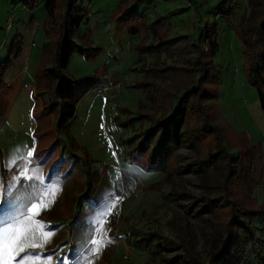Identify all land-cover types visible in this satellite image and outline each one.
<instances>
[{"label":"rangeland","instance_id":"obj_1","mask_svg":"<svg viewBox=\"0 0 264 264\" xmlns=\"http://www.w3.org/2000/svg\"><path fill=\"white\" fill-rule=\"evenodd\" d=\"M221 1L156 0L134 7L137 12L145 8L150 20L161 16L169 38L191 41L194 51L188 59L198 61L201 53L207 64L200 72L201 80L194 82L200 86V105L209 126L201 132V119L185 113L173 153L155 169L144 156L132 159L131 148L136 145L132 140L147 125L142 115L157 118L166 113L164 98L173 84L180 86L184 81H177L178 72L170 86L160 73H152L153 58L139 53L148 40L130 33L132 24L118 21L119 0L77 1L88 12L73 35L82 51L73 52L60 76L77 80L96 75L121 80L122 87L112 100L104 99L95 88L88 90L59 130L56 81L45 72L54 66L60 9H55L51 21L44 14L45 0H28V4L0 0V202L9 186V195L18 197L4 203V216L23 210L28 199L38 197L45 186L56 183L60 188L50 207L33 217L34 223L48 226L54 234L42 248L22 255L50 256L52 264H60L62 258L68 264H88L89 258L91 264H206L225 237L229 202L218 197L222 190L227 189L226 195L244 207L263 209L264 113L249 81L242 47L243 34L252 28L262 6L260 0L250 4L224 0L222 9L228 11L222 13L215 9ZM147 69L151 73L144 78L151 85L145 89L140 80ZM171 100L172 105L175 97ZM32 148L30 163L18 159L20 152ZM221 148L233 157L236 176L220 165L226 160ZM215 150L217 160L210 169L205 160ZM199 161L208 163L207 169ZM22 167L33 179L23 178ZM255 167L259 170L254 171ZM117 197L98 232L99 210ZM205 202L211 211L203 207ZM256 227L255 233L264 240V226L256 223ZM153 230L159 239L148 251L132 245L133 238ZM91 239L112 242L91 255ZM123 244L133 250L128 260L120 257ZM258 251L264 262V241ZM251 259L236 264H257Z\"/></svg>","mask_w":264,"mask_h":264},{"label":"trees","instance_id":"obj_2","mask_svg":"<svg viewBox=\"0 0 264 264\" xmlns=\"http://www.w3.org/2000/svg\"><path fill=\"white\" fill-rule=\"evenodd\" d=\"M77 1L78 0H45L43 7L45 16L51 21L55 18V9H60L61 25L53 55L54 66L45 72L48 78L56 81L54 96L61 102L56 120V127L58 130L73 117L77 101L88 90L96 88L102 82L109 81L99 78L96 75L84 76L77 80H67L60 76L61 70L66 67L73 52L82 51L80 47L75 45L73 35L78 29L82 16L88 15V12L84 8L79 7ZM155 1L156 0H119L120 7L117 17L118 21L121 23L133 25V27L130 28V33L140 34V36H143L144 41L148 40V45L140 46L139 53L147 52L148 55L153 58L152 73L155 71L160 73L164 80L170 81V83L167 82L170 86H172V78H175V81L177 80L176 76H178V72L180 77L177 81H184L180 86L179 84H173L172 90L169 92L170 94L167 98H164L167 103V109L164 110L166 113L159 114L157 118L147 113L142 115L149 120L146 119V127L143 128L142 131L134 134L135 138L132 140V142L136 144L131 148L132 159H138V157L144 156L146 157L147 164L150 165L151 168L157 169L160 165L165 163L167 158L173 153L175 149L174 146L178 141L177 128L185 113L193 117L196 115V118L201 119V132L205 131V128L209 125L206 124V113L204 111L202 112L203 104L200 105L202 95L200 86L198 82H194L195 79L197 81L201 80L202 76H200V72L207 65L202 61V54L200 53L198 55V61L196 60L193 62L189 60L188 55L194 51L189 39L186 40L183 37L169 38L168 26L164 22H160L161 16H158V18L154 20H150L151 16L146 13L145 8L141 9L140 12L134 10V7L138 4L143 2L151 4ZM223 1L224 0L215 8L222 13L228 11L222 9ZM253 1L254 0H248V4ZM22 3L28 4V0H22ZM32 3L30 2V5H32ZM260 4L262 6L261 14L253 22L252 28L243 34L245 37L242 38V47L248 64L249 81L256 89L259 106L262 113H264V80L262 79L264 75V0H260ZM135 25H140L142 31H139ZM7 61L8 60L4 62L1 69L5 67ZM195 64L198 65L197 68H194ZM146 73L150 74L151 72L148 69L144 71L143 78L140 80L143 81L140 86L145 89L150 88L151 85L150 80H145L144 78ZM183 73H185L186 79L183 78L185 76ZM147 97L152 101L153 98L151 96L147 95ZM173 97H175V102L171 105V99ZM197 108H199L200 111H197ZM193 130L197 131L196 134L201 133L200 131L198 132V129ZM138 137L139 140L135 142V139ZM197 142L198 135L194 138L193 145ZM221 151H223L226 160L220 162V165L225 164L224 167L226 170L231 172L230 174L232 176L235 175L237 172L235 171L236 166L231 164L233 157L226 153L224 148H221ZM216 153L217 150L209 153L206 157L207 160L205 161L210 162V169L215 165L214 163L217 160ZM198 164L200 167L203 166L206 168L205 164L208 163L199 161ZM256 170H259V167H255L254 171ZM226 191L227 189L222 190L221 194L218 196H221L225 202H229L226 206L229 216L225 223V237L221 240L217 250L207 258L206 264H227L230 262L236 264L237 261L241 263L246 257L252 258L251 261L255 260L257 264H262L263 261L260 258L258 248L264 240H262L254 230H257L256 223L264 226L262 224L264 219V214L262 215L264 207L261 211L251 210L226 195ZM203 207L211 211L207 202H205ZM158 239L159 234L157 230L143 231L140 238L132 239V245L139 246L140 249L148 251L152 243H156Z\"/></svg>","mask_w":264,"mask_h":264},{"label":"snow or ice","instance_id":"obj_3","mask_svg":"<svg viewBox=\"0 0 264 264\" xmlns=\"http://www.w3.org/2000/svg\"><path fill=\"white\" fill-rule=\"evenodd\" d=\"M34 152V148L20 152L18 159L24 163H30ZM15 159L17 158L14 157V160ZM20 170L24 173L23 178L33 179V177L29 176L25 168L22 167ZM10 189L11 186H9V189L5 190L4 200L0 202V264H28L29 260L31 264H38L41 259L46 260V264H52L50 256L46 258L29 256L26 258V256L22 254L28 253L29 249L37 247L42 248L54 234V231L48 226L42 223H34L33 217L50 207L51 203L54 202L55 196L60 191L59 185L53 183L51 186H45L44 192L38 197L35 199H28L23 210L10 213L5 217L3 213L4 203H9L10 200L15 201L18 199L15 195H9ZM118 201L119 197L111 204H107L104 208L99 210L96 217V229L98 232L102 231L99 225L104 223L103 217L110 214ZM5 224L9 226L5 228ZM111 242V240L91 239L89 242L91 247L88 251L91 255H95L99 252L100 246ZM60 264H68L67 258H62ZM88 264H91L90 258Z\"/></svg>","mask_w":264,"mask_h":264},{"label":"built area","instance_id":"obj_4","mask_svg":"<svg viewBox=\"0 0 264 264\" xmlns=\"http://www.w3.org/2000/svg\"><path fill=\"white\" fill-rule=\"evenodd\" d=\"M8 24L9 22L7 21L6 27L8 26ZM121 87H122L121 80H115V81L109 80V81L100 83L95 88V92L107 100H112L118 95ZM132 254H133L132 248L128 247L126 244H123L121 256H120L121 259L128 260Z\"/></svg>","mask_w":264,"mask_h":264}]
</instances>
